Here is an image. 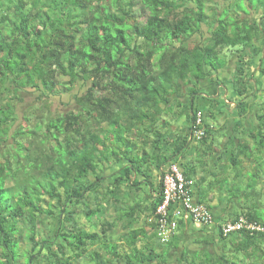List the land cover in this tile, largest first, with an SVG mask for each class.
<instances>
[{
  "label": "trees",
  "instance_id": "1",
  "mask_svg": "<svg viewBox=\"0 0 264 264\" xmlns=\"http://www.w3.org/2000/svg\"><path fill=\"white\" fill-rule=\"evenodd\" d=\"M254 1L0 0V264H172L183 234L159 237L164 176L177 165L205 193L218 130L241 141L228 151L236 177L251 168L233 187H254L264 174V3ZM233 49L223 83L215 75ZM206 79L233 93L232 125L216 99L215 112L184 104ZM125 196L134 202L120 207ZM261 204L247 199L223 221L264 227ZM111 207L126 209L117 225ZM207 242L173 263L264 264V231Z\"/></svg>",
  "mask_w": 264,
  "mask_h": 264
},
{
  "label": "crops",
  "instance_id": "2",
  "mask_svg": "<svg viewBox=\"0 0 264 264\" xmlns=\"http://www.w3.org/2000/svg\"><path fill=\"white\" fill-rule=\"evenodd\" d=\"M238 59L237 60H233L231 59L229 61V63H226V67L221 69L218 73V76H226V74H231L232 70L235 68V66H237L238 64ZM261 67H262V63L260 61H257L254 65L253 68L256 71V75L261 74ZM233 76V74L231 75ZM230 76V77H231ZM229 77V78H230ZM228 78V79H229ZM252 83H256V80H251ZM225 89L224 92H220L221 90L223 91ZM190 89L188 88L185 92V96L184 98H182L184 100V104H192L196 106V108L199 109H206L208 106H210V100L216 99L217 103L221 105H219V107L221 108L222 111L226 112V116L225 119L226 121L229 122L230 125L232 120L235 119V115L233 113H231V109L230 106H233L234 103L230 102L229 99V95H233V93H230V90L226 87H224L223 85H215L212 84V82L210 81V79H206L203 80L202 82H200L198 84V93L194 94V99L190 98L191 97V93L189 94ZM200 92V93H199ZM204 94L207 95V97L204 96ZM175 96V95H174ZM173 96V97H174ZM173 97L171 98L172 100ZM197 97V98H196ZM192 100V101H191ZM173 102V101H172ZM207 106V107H206ZM183 109V108H181ZM180 110V109H179ZM227 116H228V120H227ZM234 118V119H233ZM225 119H223L225 121ZM179 123V122H177ZM180 123L184 124L183 120H180ZM229 125V126H230ZM187 127V126H186ZM228 132V131H227ZM226 140V142H225ZM225 142V144H223ZM224 142L222 144H218V147L215 150H213V154H210L212 156V158H208V161L206 163V169L205 171H207L205 174L209 175L210 174V170L212 173H216L214 170H217L214 166L217 165H227V161L229 163L230 162V157L231 154L233 155V153L235 154L237 151L236 149L239 148L240 146V140H233V144H232V140L229 141L228 138L224 139ZM233 149L234 151H232L231 154H229L230 152H228L230 149ZM231 149V150H232ZM192 150V149H191ZM241 156V154H240ZM220 160V162L218 161ZM240 160V158H239ZM242 160V159H241ZM248 164V161L244 163V165L246 166ZM168 165H166L165 167H167ZM210 169V170H209ZM249 170H251V168H248L247 170L245 169L244 173L242 172L241 174H239V177H236V174H233V172L231 174H227L225 176V180L230 181L228 179H231V183L233 184V182H237L238 180H240L241 183H244V176L248 177V173ZM199 173L203 174V171H199ZM204 176V175H203ZM217 177V176H216ZM227 178V179H226ZM223 182L224 180L221 179H217V181L215 182V184L217 183L216 186L214 187H210L208 190H206L205 193H201L199 191H195V196L196 199L198 200H202V198H206L208 200V203L211 204L212 206H216V214L220 217H225L228 216V214L233 211V209H240V205L244 204V195H243V189L245 188V184H241L235 188H237L239 190V194H237L238 198H235L232 196V194L229 192V187L227 186H223ZM210 182H205V185H208ZM231 195V196H227L225 193V190ZM236 192V190H234ZM234 191L232 193H234ZM207 196V197H205ZM225 197V198H224ZM126 206V205H125ZM125 209V208H124ZM122 210V209H121ZM123 211V210H122ZM125 213V211H123V214ZM180 233L183 234V242L180 245V247L178 248V256L174 255L171 253V255L169 256V261L173 263V259H176L177 257H182L183 252L186 248L188 249H196V248H201L202 246L206 245L204 243V240H208L207 243L212 242V239L217 238L218 237V233L214 228H207L204 230H197L195 229L193 223L189 222V221H185L181 224V230ZM218 240V239H217ZM218 243V241H216ZM207 247H211L210 245ZM223 247V245H222ZM184 249V250H183Z\"/></svg>",
  "mask_w": 264,
  "mask_h": 264
},
{
  "label": "built area",
  "instance_id": "3",
  "mask_svg": "<svg viewBox=\"0 0 264 264\" xmlns=\"http://www.w3.org/2000/svg\"><path fill=\"white\" fill-rule=\"evenodd\" d=\"M198 122L200 123L201 120L199 119ZM196 134L198 140H200L204 137L205 132L201 130ZM191 186L192 182L190 181V183H188L185 181L183 173L177 165L171 166L167 169L162 185L165 200L157 210V214L159 215L158 232L163 243L167 242V238L173 235V232L177 228V221L175 218H191L198 226L202 224H210L213 220L212 215L205 207L193 205L192 198L190 196ZM172 204H179L182 206L181 209L174 211L175 218H170L169 216V208ZM243 228H247L252 231L261 230V228L257 225L247 223V221L242 218L237 224H228L224 226L223 231L227 236L233 231Z\"/></svg>",
  "mask_w": 264,
  "mask_h": 264
},
{
  "label": "rangeland",
  "instance_id": "4",
  "mask_svg": "<svg viewBox=\"0 0 264 264\" xmlns=\"http://www.w3.org/2000/svg\"><path fill=\"white\" fill-rule=\"evenodd\" d=\"M239 2L237 3L236 2V4H234L235 6L237 5L238 6V4H239V6H242V4L243 3H245L244 2V0H238ZM263 2L264 3V0H255L254 1V4H253V7H255V11H257V9L259 8V3H261V2ZM245 7H246V9H248V11H252V10H250L247 6H246V4H245ZM260 10H262L263 11V9H261V8H259ZM244 18H245V16H244ZM207 31V28L206 27H204V32H206ZM211 43L209 42V44L208 45H210ZM237 50L238 49H233V50H231V51H228L227 50V52H224L222 55H221V59L223 60V59H225V57H226V61H227V63H229V61L232 59V57L233 56H235L238 52H237ZM237 52V53H236ZM234 72H235V68L232 70V72H231V74H226V76H224V77H222L221 78V80H222V82L223 83H227V79L232 75V74H234ZM215 77L217 78L218 77V75H215ZM251 80H253V79H251ZM262 81L264 82V78L262 79ZM174 92V91H173ZM221 92V91H220ZM189 94H190V91H189ZM204 96L205 97H207V95L206 94H204ZM261 96H264V90H262V92L260 93V97ZM186 97V96H185ZM212 105V104H211ZM206 106L207 108L206 109H211L212 108V110L215 112L216 111V106ZM178 115V114H177ZM171 116H172V119L171 120H173V115L171 114ZM180 120H183L184 121V118H181ZM147 124H149V122L147 123ZM184 125L185 124H183V123H178L176 126H177V128H183L184 127ZM217 134L219 135V136H217V138H216V142H218L219 144H222L223 142H224V138H226V136L224 135H222L221 134V132L218 130V132H217ZM136 134H134V136H135ZM198 146L199 147H203V146H201V144H198ZM197 155L196 154H194V157H196ZM227 163V165H226V167H225V169H224V171H226V170H228L227 171V173H229V174H231L232 173V171H233V167H231L232 166V163H229L228 161L226 162ZM155 170V172H154V183H155V185L158 183V177H157V174H158V172H157V170L156 169H154ZM210 170V169H209ZM218 175H217V177L216 176H213L212 174H211V170H210V174L209 175H207V176H209L208 178H207V183L208 182H210L211 181V183L212 184H214V182H216L217 181V179H221V180H224V176H222L219 172H221V171H219V169H217V170H214ZM109 174H111V172H109V171H107V172H105L104 173V175L105 176H107V175H109ZM233 174H235V172L233 173ZM228 180H230V181H227V180H224V184H227V185H231L232 183H231V179H228ZM212 186V185H211ZM227 187V186H226ZM232 187H233V184H232ZM210 188V185H205L204 187H203V192H206V190H208ZM233 189L234 190H236V193L237 194H239V190L237 189V188H234L233 187ZM225 190V193H226V195L229 197V193L226 191V189H224ZM134 196H136V195H134ZM134 196H133V199H134ZM138 196H140V197H142V195L141 194H138ZM138 196H136L135 197V200H138L139 199V197ZM123 197H124V195H123ZM126 197V196H125ZM133 199H131V198H124L121 202H120V204H118V205H120V207L121 206H125V204H131V203H133L134 201H133ZM263 206H264V204H263ZM110 210V212L108 213V215H107V217L108 218H111V220H113L115 223H116V220H114V219H112V218H116L117 217V214H118V216H121V215H123V211H125L126 209H120V208H118V209H116V211H115V208L114 207H111V208H109ZM117 212V213H116ZM114 216H116V217H114ZM96 217H92V219L94 220ZM83 222H87V217H85V219L84 220H82ZM97 221V220H96ZM115 225H117V223L115 224ZM135 226H139V224H137V223H135ZM143 226V225H142ZM142 226H140V228L142 227ZM155 244H157V242H155ZM121 251L122 252H120V253H125L126 252V250H124V249H121ZM17 259H19V257L17 258ZM175 261V259H173V262ZM47 264L46 263V260L45 259H43L42 261H39V262H34L33 264ZM22 264V263H21ZM25 264V263H24Z\"/></svg>",
  "mask_w": 264,
  "mask_h": 264
},
{
  "label": "clouds",
  "instance_id": "5",
  "mask_svg": "<svg viewBox=\"0 0 264 264\" xmlns=\"http://www.w3.org/2000/svg\"><path fill=\"white\" fill-rule=\"evenodd\" d=\"M225 142H226V140H225ZM225 142L223 144H225ZM253 182H254V187H252L250 189H247L248 186L245 184L246 186L243 189L244 201H246L248 199L249 203H252V204L254 202H264V174H262L261 177L256 182L254 180H253ZM248 195H249V197H248ZM190 196L192 198L193 205L205 207L210 212V214L212 215L213 220H212V222L210 224H202V225L198 226L194 222V220L191 219V218H189V219L175 218L174 217V211L181 209L182 206L179 205V204H172L170 206L171 209H170L169 216H170V218H173L174 217L176 219V221H177V228L181 227V224L183 222L189 221V222L193 223L195 229H197L199 231L211 227V228H214L217 231V233L220 231L222 233V235H224L225 237H228L229 235H231L233 233H238V232L244 231V230H246L248 232H251V233L254 232V231H264V227L260 226L259 224H257V223H250L252 225H257L258 227L261 228V230H254V231H252V230H249L247 228H243V229H239V230L233 231L232 233H230V234H228L226 236L224 234V231H223L224 226H226L228 224H237L242 218H240L239 221H237V222L226 221V219L223 221V219L226 218V216L225 217L218 216L216 214V212H215L216 206H212L209 203L208 204L200 203V200L196 199V196H195V186H194V184L191 186ZM259 209H264L263 204L260 205ZM148 221H151V218H149ZM246 221H247V223H249L248 220H246Z\"/></svg>",
  "mask_w": 264,
  "mask_h": 264
}]
</instances>
